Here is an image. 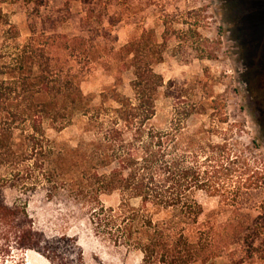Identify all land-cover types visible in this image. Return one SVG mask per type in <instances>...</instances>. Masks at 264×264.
<instances>
[{
    "label": "trees",
    "instance_id": "obj_1",
    "mask_svg": "<svg viewBox=\"0 0 264 264\" xmlns=\"http://www.w3.org/2000/svg\"><path fill=\"white\" fill-rule=\"evenodd\" d=\"M13 1L0 0V259L34 250L52 264H85L75 236L35 225L32 197L45 196L86 204L97 232L139 250L142 264H208L225 252L233 264H264V154L250 160L218 123L185 130L184 116L208 112L201 98L177 101L169 125H155L165 78L154 63L162 57L130 43L120 54L132 55V95L115 86L90 106L68 67L79 36L40 30L50 0H23L30 34L21 39L5 10ZM76 112L88 117L93 138L57 150L45 122L60 130ZM200 190L221 196L225 222L202 218ZM110 191L121 195L116 206L99 198Z\"/></svg>",
    "mask_w": 264,
    "mask_h": 264
},
{
    "label": "rangeland",
    "instance_id": "obj_2",
    "mask_svg": "<svg viewBox=\"0 0 264 264\" xmlns=\"http://www.w3.org/2000/svg\"><path fill=\"white\" fill-rule=\"evenodd\" d=\"M22 37L30 34V10L23 0L5 4ZM40 30L79 36L68 67L90 106L101 103L102 92L117 86L132 95L133 68L121 59L120 49L130 43L151 57L165 78L157 101L158 127H167L179 100L203 99L206 113L186 118L187 131L219 124L229 140L254 160L264 154V0H50L37 17ZM228 118L229 121H224ZM57 150L68 152L93 138V127L82 112L71 116L62 129L45 122ZM215 140L222 137L214 135ZM107 206H116L118 191L100 193ZM196 198L218 223L228 214L221 196L205 191ZM137 205V200L132 201ZM30 211L37 227L49 234L68 233L78 240L85 264H142V253L116 245L108 233L97 232L84 203L64 198L32 197ZM24 259V262L22 260ZM0 264H52L41 253L14 250ZM208 264H233L225 252ZM246 264H261L252 262Z\"/></svg>",
    "mask_w": 264,
    "mask_h": 264
}]
</instances>
